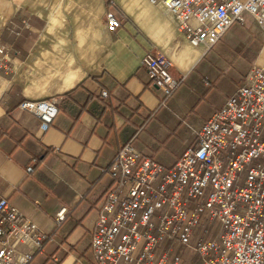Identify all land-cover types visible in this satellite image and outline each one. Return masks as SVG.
I'll return each mask as SVG.
<instances>
[{
  "label": "crops",
  "instance_id": "crops-1",
  "mask_svg": "<svg viewBox=\"0 0 264 264\" xmlns=\"http://www.w3.org/2000/svg\"><path fill=\"white\" fill-rule=\"evenodd\" d=\"M106 10L119 18L113 31ZM1 46L0 194L54 236L31 264H98L92 230L112 183L104 169L121 146L132 140L173 165L264 61L252 15L214 46H195L171 11L148 0H0ZM151 51L184 78L165 104L142 65ZM53 98L59 113L47 131L19 107Z\"/></svg>",
  "mask_w": 264,
  "mask_h": 264
},
{
  "label": "built area",
  "instance_id": "built-area-1",
  "mask_svg": "<svg viewBox=\"0 0 264 264\" xmlns=\"http://www.w3.org/2000/svg\"><path fill=\"white\" fill-rule=\"evenodd\" d=\"M148 1L171 11L195 46H214L248 14L264 31V0ZM104 21L110 31L120 25L112 10ZM142 65L165 104L184 78L153 51ZM19 107L40 119L42 131L59 113L54 98ZM194 132L196 143L173 165L145 156L130 140L106 166L112 183L92 230L98 264H196L194 256L200 264H264V61ZM65 213L57 212L58 223ZM53 239L0 194V264H31Z\"/></svg>",
  "mask_w": 264,
  "mask_h": 264
},
{
  "label": "rangeland",
  "instance_id": "rangeland-1",
  "mask_svg": "<svg viewBox=\"0 0 264 264\" xmlns=\"http://www.w3.org/2000/svg\"><path fill=\"white\" fill-rule=\"evenodd\" d=\"M194 256V255H193ZM196 264H200V260L197 256H194Z\"/></svg>",
  "mask_w": 264,
  "mask_h": 264
},
{
  "label": "snow or ice",
  "instance_id": "snow-or-ice-1",
  "mask_svg": "<svg viewBox=\"0 0 264 264\" xmlns=\"http://www.w3.org/2000/svg\"><path fill=\"white\" fill-rule=\"evenodd\" d=\"M169 2H171V0H169Z\"/></svg>",
  "mask_w": 264,
  "mask_h": 264
}]
</instances>
